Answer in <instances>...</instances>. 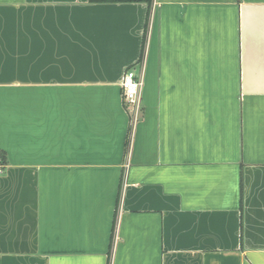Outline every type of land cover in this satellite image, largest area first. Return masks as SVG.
Masks as SVG:
<instances>
[{
  "label": "crops",
  "instance_id": "0c3cea01",
  "mask_svg": "<svg viewBox=\"0 0 264 264\" xmlns=\"http://www.w3.org/2000/svg\"><path fill=\"white\" fill-rule=\"evenodd\" d=\"M0 153V264H264V0H0Z\"/></svg>",
  "mask_w": 264,
  "mask_h": 264
},
{
  "label": "built area",
  "instance_id": "2783aa9c",
  "mask_svg": "<svg viewBox=\"0 0 264 264\" xmlns=\"http://www.w3.org/2000/svg\"><path fill=\"white\" fill-rule=\"evenodd\" d=\"M142 86L141 77L133 69H127L121 80L122 97L127 107L132 106L139 111Z\"/></svg>",
  "mask_w": 264,
  "mask_h": 264
},
{
  "label": "trees",
  "instance_id": "16d2710c",
  "mask_svg": "<svg viewBox=\"0 0 264 264\" xmlns=\"http://www.w3.org/2000/svg\"><path fill=\"white\" fill-rule=\"evenodd\" d=\"M94 3H147L148 5H151L153 0H90ZM0 156H3L2 153H0Z\"/></svg>",
  "mask_w": 264,
  "mask_h": 264
}]
</instances>
